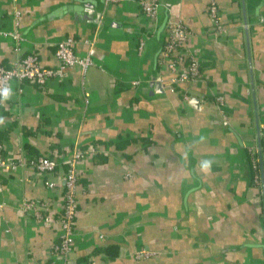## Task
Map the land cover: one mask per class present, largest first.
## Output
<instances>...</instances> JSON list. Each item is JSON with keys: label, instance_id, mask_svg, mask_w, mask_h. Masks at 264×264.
<instances>
[{"label": "crops", "instance_id": "0c3cea01", "mask_svg": "<svg viewBox=\"0 0 264 264\" xmlns=\"http://www.w3.org/2000/svg\"><path fill=\"white\" fill-rule=\"evenodd\" d=\"M209 1L160 0L150 20L135 0H0V27L11 28L15 7L23 49L36 51L44 66L56 65V42L74 38L82 56L83 42L95 38L84 78L73 67L43 88L25 82L19 92L13 85L0 114L6 157L21 147L61 162L75 147L94 150L76 165L74 261L264 264V0H218L222 35L210 26ZM177 20L190 33L186 50L203 77L155 87L165 23ZM12 61V41L0 38V64ZM216 94L226 99V120L215 109ZM205 160L212 161L208 170L200 166ZM63 172L60 166L50 176L52 188L23 168L4 177L0 264L49 260L58 226L36 224L18 207L27 195L57 215ZM139 249L156 256L137 258Z\"/></svg>", "mask_w": 264, "mask_h": 264}, {"label": "built area", "instance_id": "2783aa9c", "mask_svg": "<svg viewBox=\"0 0 264 264\" xmlns=\"http://www.w3.org/2000/svg\"><path fill=\"white\" fill-rule=\"evenodd\" d=\"M126 0H103L104 5L120 3ZM140 7L142 14L150 19L158 18L159 10L162 7L160 0H135ZM15 4V0H12ZM210 26L216 34L222 35L226 31V23L222 20L218 0H210L206 9ZM12 26L4 29L0 27V38H9L12 41L13 61L9 65L0 64V90L5 87L10 89L13 85L19 92L25 82H30L38 87H45L52 80L63 78L69 68L76 67L80 71L82 78L85 77L88 68L94 64L95 38L84 41L86 52L82 56H77L74 46L77 41L72 37L62 39L55 44L54 59L55 66L42 65L39 55L34 50H24L25 37L19 30L20 14L14 7L11 14ZM190 36L186 26L179 20L167 21L165 23V40L158 54V72L154 81L161 86L174 88L182 83H195L202 79L203 72L200 63L186 50V44ZM83 83V81H82ZM134 85H139L140 80H133ZM87 97V92H84ZM183 98L189 100V94H184ZM215 109L226 120L224 112L226 99L223 95L216 94L213 98ZM5 101H0V114ZM258 148L250 149L253 165H258ZM14 157L9 158L4 154V144L0 138V186L4 177L12 170L23 168L36 172L45 179L47 187L52 188L54 183L49 180L58 167L64 166L61 177L62 199L61 209L55 216L46 212L47 203L33 197L25 195L18 207L19 211L34 223L44 227L58 226L57 237L48 246L49 260L43 264H97L95 259L90 258L76 262L73 259L78 231L75 227V217L77 211L76 190L80 181L76 169L77 163L83 161L86 156L94 150L86 151L78 147L71 150L69 156L61 162L41 154H28L24 148H18ZM257 164V165H256ZM128 177L127 174L124 175ZM255 182L259 181V173L254 176ZM98 238L104 241V236L98 234ZM135 256L137 258H152L156 252L139 249Z\"/></svg>", "mask_w": 264, "mask_h": 264}, {"label": "clouds", "instance_id": "9594fccd", "mask_svg": "<svg viewBox=\"0 0 264 264\" xmlns=\"http://www.w3.org/2000/svg\"><path fill=\"white\" fill-rule=\"evenodd\" d=\"M11 89L8 88V87H5L3 88L2 90H0V101H6L7 99L10 98L11 96ZM2 119H0V123H2ZM211 164H212V161L210 160H205L201 163V168L204 169V170H208L211 168Z\"/></svg>", "mask_w": 264, "mask_h": 264}, {"label": "water", "instance_id": "95a60500", "mask_svg": "<svg viewBox=\"0 0 264 264\" xmlns=\"http://www.w3.org/2000/svg\"><path fill=\"white\" fill-rule=\"evenodd\" d=\"M164 23H165V21H164ZM164 23H163V25H164ZM162 25V26H163ZM160 51V50H159ZM159 51L157 52V54H156V56H158V54H159ZM150 84L151 85H153V86H155V87H160L161 85L158 83V82H156V81H154V80H152L151 82H150ZM194 100H190V102H193Z\"/></svg>", "mask_w": 264, "mask_h": 264}, {"label": "trees", "instance_id": "16d2710c", "mask_svg": "<svg viewBox=\"0 0 264 264\" xmlns=\"http://www.w3.org/2000/svg\"><path fill=\"white\" fill-rule=\"evenodd\" d=\"M64 167V166H63ZM65 169V168H64Z\"/></svg>", "mask_w": 264, "mask_h": 264}]
</instances>
